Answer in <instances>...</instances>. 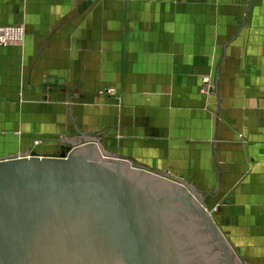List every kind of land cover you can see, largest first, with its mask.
<instances>
[{
	"label": "crops",
	"instance_id": "crops-1",
	"mask_svg": "<svg viewBox=\"0 0 264 264\" xmlns=\"http://www.w3.org/2000/svg\"><path fill=\"white\" fill-rule=\"evenodd\" d=\"M4 27L0 159L96 137L192 184L264 264V0H0Z\"/></svg>",
	"mask_w": 264,
	"mask_h": 264
},
{
	"label": "water",
	"instance_id": "water-1",
	"mask_svg": "<svg viewBox=\"0 0 264 264\" xmlns=\"http://www.w3.org/2000/svg\"><path fill=\"white\" fill-rule=\"evenodd\" d=\"M65 151L62 157L0 159V264H36V253L42 251L38 240L60 231L55 226L65 220L63 213L79 206L92 214L98 233L103 231L123 264H186L176 261L178 250L164 240V228H157L163 209L172 203L193 212L204 227L200 235L212 232L227 257L240 261L192 184L108 153L96 137L84 136ZM179 252L183 258L189 254ZM214 264H220L219 258Z\"/></svg>",
	"mask_w": 264,
	"mask_h": 264
},
{
	"label": "rangeland",
	"instance_id": "rangeland-1",
	"mask_svg": "<svg viewBox=\"0 0 264 264\" xmlns=\"http://www.w3.org/2000/svg\"><path fill=\"white\" fill-rule=\"evenodd\" d=\"M14 40L12 44L17 43ZM114 89H109L108 92L113 94ZM67 131V130H66ZM59 132H65L58 130ZM68 132L74 133V130ZM60 136V135H57ZM54 139V138H52ZM51 139V140H52ZM47 140L35 141L31 144L33 150L30 155L45 156L47 157H62L66 155L65 151L67 144H59L60 142L51 143L45 142ZM50 141V139H48ZM47 151V152H45ZM183 205L169 204V207L163 209L162 225L157 227L159 231L166 232L165 241L172 242L175 250L174 258L176 261L187 262L192 252H195L197 246L202 244L200 233L204 227L196 222V215L193 212L183 210ZM78 211H75L77 210ZM75 212H64L66 218L64 221L56 223L55 230L58 232H48L46 238L38 240V245H41L42 251L36 253V259L33 260L36 264H123L122 258L114 251L113 244L109 247L107 240L103 238V231L98 233L95 228V219L88 210L77 207ZM162 210V209H161ZM160 210V211H161ZM216 207L213 208L215 213ZM69 211V210H68ZM74 214V215H73ZM77 219L75 220L74 217ZM66 223L64 225L63 223ZM69 222V224H67ZM73 222V223H72ZM161 223V222H160ZM53 229V228H52ZM54 230V229H53ZM54 230V231H55ZM98 233V234H97ZM106 239H108L105 236ZM199 239V242H196ZM111 241V240H110ZM112 243V242H111ZM83 249H87L83 251ZM187 249V257L183 258L184 253L179 250ZM202 250H207L203 243ZM187 259V260H186Z\"/></svg>",
	"mask_w": 264,
	"mask_h": 264
},
{
	"label": "flooded vegetation",
	"instance_id": "flooded-vegetation-1",
	"mask_svg": "<svg viewBox=\"0 0 264 264\" xmlns=\"http://www.w3.org/2000/svg\"><path fill=\"white\" fill-rule=\"evenodd\" d=\"M203 235H201L202 244H200L199 249H195L196 251L192 252L190 256L187 255L190 260H187V262H185L186 264H214L217 262L218 258L220 264H241V261H234L231 255L227 257L228 255L223 250V247L219 245L212 232L204 233ZM203 243L207 250H202ZM86 250L87 249H83V251ZM229 258L232 261H230Z\"/></svg>",
	"mask_w": 264,
	"mask_h": 264
},
{
	"label": "built area",
	"instance_id": "built-area-1",
	"mask_svg": "<svg viewBox=\"0 0 264 264\" xmlns=\"http://www.w3.org/2000/svg\"><path fill=\"white\" fill-rule=\"evenodd\" d=\"M23 36V30L19 27H4L0 29V46L7 47L14 40L19 41Z\"/></svg>",
	"mask_w": 264,
	"mask_h": 264
}]
</instances>
